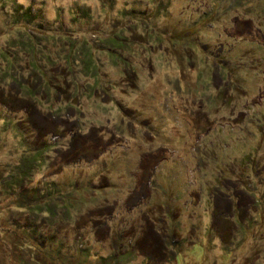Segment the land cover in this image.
<instances>
[{"label":"rangeland","instance_id":"rangeland-1","mask_svg":"<svg viewBox=\"0 0 264 264\" xmlns=\"http://www.w3.org/2000/svg\"><path fill=\"white\" fill-rule=\"evenodd\" d=\"M0 264H264V0H0Z\"/></svg>","mask_w":264,"mask_h":264},{"label":"trees","instance_id":"trees-1","mask_svg":"<svg viewBox=\"0 0 264 264\" xmlns=\"http://www.w3.org/2000/svg\"><path fill=\"white\" fill-rule=\"evenodd\" d=\"M24 181H25V179H23V178H20V179H14V175L12 174V173H10V175H9V181H8V183H9V185H11L12 183H19V187H21L22 186V184H24ZM11 182V183H10ZM23 200H27V198L26 197H23L22 198V201ZM31 202H29V204H28V206H29V208H31L34 212H43L44 210H45V208L46 207H44V206H42L41 204H39V203H37L36 204V206H33L34 205V200L32 201V200H30ZM47 209V208H46ZM45 211H47V210H45ZM50 255H52L53 256V253L52 252H50ZM52 258V257H51Z\"/></svg>","mask_w":264,"mask_h":264}]
</instances>
